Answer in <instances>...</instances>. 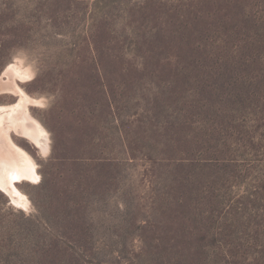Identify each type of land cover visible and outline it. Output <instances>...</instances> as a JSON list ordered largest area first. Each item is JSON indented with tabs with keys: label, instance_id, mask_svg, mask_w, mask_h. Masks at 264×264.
Returning <instances> with one entry per match:
<instances>
[{
	"label": "trees",
	"instance_id": "1",
	"mask_svg": "<svg viewBox=\"0 0 264 264\" xmlns=\"http://www.w3.org/2000/svg\"><path fill=\"white\" fill-rule=\"evenodd\" d=\"M125 21L130 53L107 33V87L100 67L78 77L90 130L77 150L55 134L49 166L73 170L41 182L11 264H264V0H142Z\"/></svg>",
	"mask_w": 264,
	"mask_h": 264
},
{
	"label": "rangeland",
	"instance_id": "2",
	"mask_svg": "<svg viewBox=\"0 0 264 264\" xmlns=\"http://www.w3.org/2000/svg\"><path fill=\"white\" fill-rule=\"evenodd\" d=\"M141 1L0 0V105L19 101L15 91L5 84H13L17 79L30 96L40 101L30 104L29 110L46 130L48 145L44 149L38 146L24 136L21 128L10 130L13 141L35 162L38 178L16 181V186L27 198L24 205L17 203L0 187V264L13 263L9 257L14 253L16 239L25 237L20 233L28 227L26 217L42 210L45 190L39 187L41 182L51 175L63 179L71 174L74 167L71 162H67L62 176H59L57 165L49 166V163L53 157L55 134H58L62 146L77 150L81 141L79 125L86 134L90 130L91 114L87 103L92 96L88 80L78 77L86 72H97L94 69L100 67L106 75L103 83L107 87V33L112 31L130 53L132 42L125 40L126 33L122 32L126 23V6ZM94 50H100L104 55L96 60ZM14 64L29 68L31 75L25 80L17 77L11 69L8 70ZM88 141L85 138V143ZM103 142L107 143V136ZM259 164L264 171V162ZM144 166L142 161L131 166V182L140 196L148 185L147 178L141 177ZM105 180L107 182V177H103V188L107 186ZM235 190L237 194L243 193L244 183L237 185ZM113 195L121 201L118 192ZM94 207V223L106 227L107 211L112 207L107 208V199L101 204L97 202ZM44 223L40 219L35 222L37 234L44 229ZM114 239L123 242L125 238ZM101 240L105 237L99 238L98 243ZM127 240L132 242V238ZM139 242V239H133L134 244ZM80 260L83 264H92L89 257L81 256ZM103 260L107 264V258Z\"/></svg>",
	"mask_w": 264,
	"mask_h": 264
},
{
	"label": "bare ground",
	"instance_id": "3",
	"mask_svg": "<svg viewBox=\"0 0 264 264\" xmlns=\"http://www.w3.org/2000/svg\"><path fill=\"white\" fill-rule=\"evenodd\" d=\"M9 69L23 80L31 75L30 69L21 64H14ZM5 84L15 91L19 101L9 105H0V187L17 203L24 205L27 198L16 186V181L35 180L38 178V173L32 157L13 141L10 130L21 128L24 136L43 149L48 146L47 132L41 123L31 116L29 110V105L38 104L39 99L30 96L19 85L17 79L13 81V84Z\"/></svg>",
	"mask_w": 264,
	"mask_h": 264
}]
</instances>
